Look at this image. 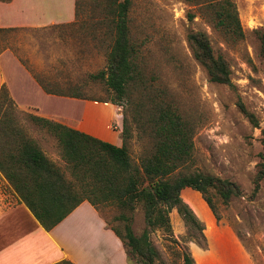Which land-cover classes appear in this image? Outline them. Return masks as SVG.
<instances>
[{"label": "rangeland", "instance_id": "obj_1", "mask_svg": "<svg viewBox=\"0 0 264 264\" xmlns=\"http://www.w3.org/2000/svg\"><path fill=\"white\" fill-rule=\"evenodd\" d=\"M77 1L78 16L74 23L53 30L16 32L12 42L19 53H30L34 60L31 67L42 84L92 102L86 106L99 112L98 127L106 120L109 131L117 136L116 144L121 145L123 107H129L131 112L130 104L112 103V93L105 83L92 77L105 68L113 39L112 29L104 18L106 1ZM234 1L245 31L244 37L237 40H227L213 28L195 0H130L127 11L130 33L139 45L149 82L163 88L167 99L194 123L191 169L232 180L241 191L227 203L215 200L214 213L200 192L182 190V200L204 225V239L193 234L176 210H171V230L157 228L151 233L168 264H181L182 252L190 254L195 264H264V179L259 189L252 192L264 130V57L254 29L264 35V0ZM189 13L193 14L192 19ZM191 30L207 32L215 54H222L229 61L231 85L209 80L188 46L186 35ZM240 103L255 117L256 126ZM65 108L72 111L73 105ZM10 109L48 158L54 157L51 160L81 188L84 182L70 176L53 136L32 122L29 112L16 106ZM90 121L85 120L86 125L95 127ZM151 143L149 135L140 137L133 126L127 142L131 159L137 163ZM88 185L84 184L87 189ZM0 189L7 206L13 201L10 195L13 190L2 173ZM98 211L123 233V222L116 217L120 212L116 204H99ZM130 226L135 234L144 227L139 205L131 215ZM130 263L136 264L132 257Z\"/></svg>", "mask_w": 264, "mask_h": 264}, {"label": "trees", "instance_id": "obj_2", "mask_svg": "<svg viewBox=\"0 0 264 264\" xmlns=\"http://www.w3.org/2000/svg\"><path fill=\"white\" fill-rule=\"evenodd\" d=\"M9 1V0H0ZM104 18L113 39L105 68L92 77L101 79L111 91L110 101L123 107L121 145L102 140L49 118L29 113V119L55 138L70 176L84 184L77 187L65 171L48 158L36 141L18 124L10 108L15 103L5 85L0 87V173L29 208L40 225L49 230L66 217L82 200H88L98 211L99 204H116V216L123 222V233L104 218L120 238L128 264H168L151 233L161 228L171 230L169 212H176L193 234L204 239L203 223L181 198L182 190L200 192L215 213V200L227 203L240 195L239 185L227 178L191 169L194 123L176 104L167 99L165 90L151 84L145 74L138 43L132 38L127 11L130 0H105ZM78 3V1H77ZM204 18L227 40L243 38L234 0H195ZM189 19L193 14H188ZM258 34L264 57V35ZM194 59L204 68L210 81L231 85L229 61L215 54L207 32L191 30L186 35ZM47 91L48 89L44 87ZM242 111L256 126L255 117ZM131 117L129 118V114ZM133 126L140 137L149 135L151 146L136 163L128 152L127 142ZM264 179V130L262 150L255 166L253 193ZM84 191H89L84 194ZM143 211L144 227L135 234L130 219L137 206ZM99 212V211H98ZM181 264H195L187 252L181 253ZM52 264H73L62 259Z\"/></svg>", "mask_w": 264, "mask_h": 264}, {"label": "crops", "instance_id": "obj_3", "mask_svg": "<svg viewBox=\"0 0 264 264\" xmlns=\"http://www.w3.org/2000/svg\"><path fill=\"white\" fill-rule=\"evenodd\" d=\"M77 16V0L0 1V87H7L22 111L116 144L117 136L109 131L106 120L98 127L99 112L86 106L92 102L42 84L31 67L30 53H19L12 42L16 32L53 30L74 23ZM69 105L72 111L65 108ZM88 118L95 127L86 125ZM53 143L57 144L55 138ZM10 195L13 201L6 206L0 189V264H52L62 259L73 264H128L122 241L88 200L46 230L14 190Z\"/></svg>", "mask_w": 264, "mask_h": 264}]
</instances>
